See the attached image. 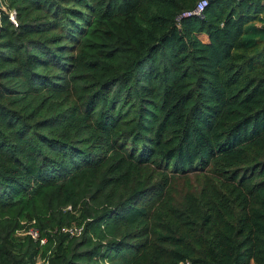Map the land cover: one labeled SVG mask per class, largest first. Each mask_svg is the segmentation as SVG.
Returning <instances> with one entry per match:
<instances>
[{
  "label": "trees",
  "instance_id": "16d2710c",
  "mask_svg": "<svg viewBox=\"0 0 264 264\" xmlns=\"http://www.w3.org/2000/svg\"><path fill=\"white\" fill-rule=\"evenodd\" d=\"M199 1L2 0L0 264H264V0Z\"/></svg>",
  "mask_w": 264,
  "mask_h": 264
},
{
  "label": "built area",
  "instance_id": "2783aa9c",
  "mask_svg": "<svg viewBox=\"0 0 264 264\" xmlns=\"http://www.w3.org/2000/svg\"><path fill=\"white\" fill-rule=\"evenodd\" d=\"M209 4V0H200L194 9L188 10L181 14V16L178 18L180 20L181 17H189V16H196L199 18H204L205 17V9L207 5ZM11 19L14 23H17L15 19V12H11L10 14ZM64 232L68 233L70 236H80L83 231H84V226H69L65 227L63 229ZM19 234L21 235H30L34 240L40 241L41 244H45L47 242V239L45 237H41L40 231L37 227L31 225L29 227H25L22 230L19 231ZM39 264H48L45 260H40Z\"/></svg>",
  "mask_w": 264,
  "mask_h": 264
},
{
  "label": "water",
  "instance_id": "95a60500",
  "mask_svg": "<svg viewBox=\"0 0 264 264\" xmlns=\"http://www.w3.org/2000/svg\"><path fill=\"white\" fill-rule=\"evenodd\" d=\"M0 8L3 9V10H7L6 7L4 6L2 0H0Z\"/></svg>",
  "mask_w": 264,
  "mask_h": 264
}]
</instances>
